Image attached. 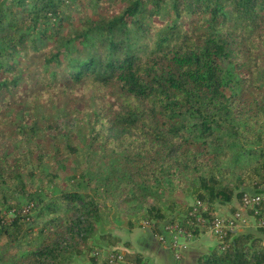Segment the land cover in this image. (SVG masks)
Returning <instances> with one entry per match:
<instances>
[{"label":"trees","instance_id":"trees-1","mask_svg":"<svg viewBox=\"0 0 264 264\" xmlns=\"http://www.w3.org/2000/svg\"><path fill=\"white\" fill-rule=\"evenodd\" d=\"M57 113L102 167L45 190L32 164L57 155L32 139ZM263 185L264 0H0V264H103L105 214L187 228L191 203L211 219ZM198 264H264V239L230 234Z\"/></svg>","mask_w":264,"mask_h":264},{"label":"rangeland","instance_id":"rangeland-1","mask_svg":"<svg viewBox=\"0 0 264 264\" xmlns=\"http://www.w3.org/2000/svg\"><path fill=\"white\" fill-rule=\"evenodd\" d=\"M77 95H75L76 97L75 99L79 101L80 104L77 103L75 105L77 106V108H79L82 107V105H85V102L88 101L91 95V91H88L82 96H77ZM61 97H62V101H66V103L69 101V97H65L63 95ZM75 99H73V101ZM60 114L61 113H57L56 115L53 116V118H50L51 117L50 116L48 118L49 121L47 122L45 121V125H43L45 127L44 131L37 133V136L34 139H32V141L39 140L43 142V144H45L46 149H52L53 151H55L57 155L56 159L58 161L61 160L60 154L61 153L64 154L66 152L67 145L76 147L77 154L79 156L74 157L71 162H68V164L64 166L63 169H60L58 167L57 165L58 161H55L56 159H53V157L51 158L47 157L43 159V161H41L42 165L40 167H39L40 164L39 165L32 164L31 169H33V175L35 176L33 178L34 186H37L38 188L41 187L44 188L47 186L45 190H48L49 189L48 186H50L52 183L55 184L57 189L65 188L71 185L72 183H76L74 182L75 180L72 179L73 177H76V175H79L80 173H85L86 171L89 170L98 172L99 169L102 167L98 159L93 160L92 158H89L88 155H86L84 141L82 140L80 133V127H75L72 121L65 122L64 119L59 117ZM5 142L7 143L9 141H5ZM23 212L27 214L26 207L25 209H23ZM30 215L32 216L33 214ZM6 217L11 218L12 215L7 214ZM145 223L146 222H140V223L137 222L135 223L134 228L136 227L144 228ZM123 229H130V228L125 227L122 221L114 220L111 214H109L108 216H106V214L104 215V220L101 225L102 231L106 233H111L112 235L117 237V233ZM117 246L118 248L113 252L120 251L123 255H125V252L122 250V248H120L121 246L119 247V244ZM97 250L98 249L93 251V255L97 252ZM73 264H90V260L88 256L80 255L74 259Z\"/></svg>","mask_w":264,"mask_h":264},{"label":"built area","instance_id":"built-area-1","mask_svg":"<svg viewBox=\"0 0 264 264\" xmlns=\"http://www.w3.org/2000/svg\"><path fill=\"white\" fill-rule=\"evenodd\" d=\"M189 211L190 221L187 222V228L179 224L166 225L162 228L163 232H153L158 242L169 248L175 259L179 260L184 251L193 241V227L204 229L219 243L228 235L236 233L238 229L249 225L250 220L253 221L255 227L264 232V185L256 191H248L242 195L240 208L234 213H224L208 219L203 216L207 212V205L196 201L191 203ZM145 227L153 230V225L144 224ZM99 256V250L94 254ZM124 255L120 251L111 252L107 255V259L103 264H123Z\"/></svg>","mask_w":264,"mask_h":264},{"label":"crops","instance_id":"crops-1","mask_svg":"<svg viewBox=\"0 0 264 264\" xmlns=\"http://www.w3.org/2000/svg\"><path fill=\"white\" fill-rule=\"evenodd\" d=\"M218 209L219 213L223 214L231 211L226 206H220ZM239 209L241 210L239 202H232V211ZM235 234H250L264 239V234L255 227L252 220L249 225L238 229ZM117 237L119 247L121 246L125 254H139L144 258L145 264H198L199 258L211 254L216 246L215 239L205 232L194 238L182 257L177 260L167 247L158 242L150 228L123 229L117 233Z\"/></svg>","mask_w":264,"mask_h":264}]
</instances>
